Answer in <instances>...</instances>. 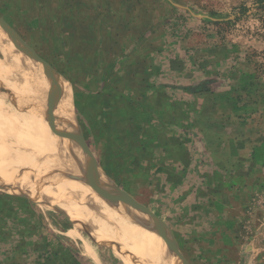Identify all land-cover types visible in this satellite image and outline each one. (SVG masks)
Listing matches in <instances>:
<instances>
[{
    "label": "rangeland",
    "instance_id": "374dc122",
    "mask_svg": "<svg viewBox=\"0 0 264 264\" xmlns=\"http://www.w3.org/2000/svg\"><path fill=\"white\" fill-rule=\"evenodd\" d=\"M0 23L68 89L61 105L54 76L41 65L49 91L33 77L39 61L17 70L0 46V264H128L65 210L58 192L68 194L34 154L42 123L56 157L74 161L67 178L91 174L77 190L93 182L109 226L112 217L161 258L117 235L147 264H264V0H0ZM68 111L69 127L58 115ZM36 164L53 176L44 192ZM123 193L155 210L178 193L199 209L205 241L174 239L175 254Z\"/></svg>",
    "mask_w": 264,
    "mask_h": 264
},
{
    "label": "bare ground",
    "instance_id": "6f19581e",
    "mask_svg": "<svg viewBox=\"0 0 264 264\" xmlns=\"http://www.w3.org/2000/svg\"><path fill=\"white\" fill-rule=\"evenodd\" d=\"M0 46H2L7 59H9L15 65L17 70H21V71L25 72V65L28 66V67L32 66V64L36 61V59L32 56L33 54L32 55L30 54L31 52L25 46V44L23 42H21V44H20L19 39L13 33V31H11L9 28L3 26L1 23H0ZM27 51H29L30 53H28ZM32 61H34V62H32ZM35 64L37 65L38 73L33 75V77L35 78V80L36 79L38 80V83L41 84L40 88L46 89L47 91H49L50 86H51V82H52L51 80H52L53 77L50 74H48V73L47 74L50 77H52V78L47 77V75L44 74V72L42 70V67H41V64L39 62H35ZM30 78H31V76H30ZM54 79H55V81L58 83V85L60 87L61 97H60L59 102L62 103L61 105H66L67 106V104H66L67 101H68L67 100L68 99L67 98V90H68L67 86L65 85V83L61 79H58V77L56 75L54 76ZM60 81H61V83H60ZM53 88H54V86H53ZM0 105H2V101L1 100H0ZM43 105L44 104H42V106ZM16 110H18V109H16ZM8 113H9L10 118H12V116H14V115H11L9 111H8ZM58 115L60 117V120H62V123L65 126L69 127V123H68L69 121H66L67 119H65V118H67V115H68V119H69V111L67 113H60ZM3 118H5V120L9 119L6 116H4ZM29 118L32 120L31 114H29ZM30 119H27V120H30ZM5 123H7V122L5 121ZM37 123H38V121H37ZM34 124H36V123H34ZM42 124L33 126V127H37V128H35V132L33 131L32 138L36 139V140H39V142H40L39 145L34 146V147H36V153H34V154L36 155V158L46 159V160H48L50 162V166L54 169L55 174L58 176V178H59V180L61 182L62 193L63 194H68L69 199L61 196V194H60L61 192H58L59 197L62 198L64 200V202H65V210L66 211H71V212H73V210H74V212L78 213V215H75L74 213H72V216L76 219V221H79L81 223L84 221L90 226V228L92 229L91 230V235L95 238V240L97 242L107 245L103 241V238H102V237L107 236V238L109 239V243H108L109 245L108 246L111 247V249L114 251V254L117 257H121L123 259H126L125 261H127L128 264H147L146 259H148V257H147L146 254L141 252L136 247H135V250H136L135 251L133 249L132 245H129V244L126 245L124 242H121L119 237L121 239H123L124 241H126V242H129V241L134 242L133 241V238H134L136 240L137 244H139L141 247H143L148 252H150L148 246L146 244H144L143 242H141L139 239H137V237H135L125 227H123L119 223H116L115 220L112 217H111V222L112 223L110 225L111 227L109 226L110 223L108 224L107 215H106L107 210H105L107 208L105 207V205H104V203H103V201L101 199L100 192H99L100 188H98L93 182L89 185L90 187H92L89 191L84 190V191H80L79 192V190H77V188L75 187V185H74L75 184V180L78 177H80V178L83 177L84 178V175L86 173L91 178V180H93L92 176L88 172V170L84 168L82 173L81 174L77 173V176L74 177V179L67 178L68 175L72 176L69 173L68 168H69L70 165L71 166L74 165V161L71 158V156L69 154H67V151H66V155L63 154V152H61V154H63L62 157H61L62 159H59V155H57V157H56V154L58 152V148H57V144H58L57 141L58 140L56 139L55 136H53L51 134L49 127L47 125H43L44 126L43 127ZM33 130H34V128H33ZM9 139L15 145H17V143L15 142V139L11 138L10 135H9ZM20 145L22 146V144H20ZM26 149H27V147L25 145V147H23V150H24V152L26 154H29L31 149L28 148L27 151H26ZM70 152H72V151H70ZM34 154H33V156H34ZM59 154H60V150H59ZM30 155H31V153H30ZM73 156H74V153H73ZM52 158H54L53 161L51 160ZM78 162H80V161H78ZM33 168H34L35 175H36V177H34V179L36 180L37 183L41 184L40 190L42 192H44V188L45 187L50 189V187L52 185V182H53V176L51 174H49V172H47L42 165H37L36 164ZM51 192L54 193L53 191H51ZM77 194H78V196L80 195L79 197L82 198L83 203H84L83 205H81V204L77 203V201H75L74 196H76ZM69 200L71 201V203H70ZM60 203L63 205V201L60 200ZM85 204L96 205L99 208V210L102 212V216H100L99 219H101L103 221L98 220V219H95V220L92 219L91 217H94L93 215L97 214V213L92 211V210H89L85 206ZM77 216H84L86 218L77 217ZM87 217H90V218H87ZM137 252L142 257L139 256ZM150 254L152 255V258H154L158 262H161V258L157 254H154V253L152 254L151 252H150ZM157 261H156V263H158ZM164 264H170V263L167 262V263H164Z\"/></svg>",
    "mask_w": 264,
    "mask_h": 264
},
{
    "label": "crops",
    "instance_id": "0c3cea01",
    "mask_svg": "<svg viewBox=\"0 0 264 264\" xmlns=\"http://www.w3.org/2000/svg\"><path fill=\"white\" fill-rule=\"evenodd\" d=\"M172 195L173 202H177L178 204H175L174 207L168 204L167 208L161 207L157 208V210L150 208L143 203H140L133 196V200L140 204L146 210V212H141L139 209L135 210H137L139 213L144 214V216H147L152 220L153 226H150L151 231H155L157 235L161 237V239H168L175 245L176 243L174 242V239H176L177 243L181 244V247H183V249L184 246L186 247L185 249H187L191 244H196V241L201 240V242H204L205 239H199L197 237L200 235V232L198 231V218L200 217L197 214L199 213V209H196L184 198L182 201L180 198V200L177 201L178 193H175V195L174 193H172ZM161 211L163 212V214L160 213ZM194 239L197 240L194 241Z\"/></svg>",
    "mask_w": 264,
    "mask_h": 264
},
{
    "label": "water",
    "instance_id": "95a60500",
    "mask_svg": "<svg viewBox=\"0 0 264 264\" xmlns=\"http://www.w3.org/2000/svg\"><path fill=\"white\" fill-rule=\"evenodd\" d=\"M6 25H8L6 22H5ZM25 44V43H24ZM26 45V44H25ZM27 46V45H26ZM28 48V46H27ZM29 49V48H28ZM30 50V49H29ZM31 51V50H30ZM32 52V51H31ZM33 54V53H32ZM34 55V54H33ZM35 58H36V61H39L41 63V65L44 67V69L47 71L48 74H50L51 76H55V75H59L50 65H48L47 63H45L43 60H41L40 58H38L36 55H34ZM78 137V136H77ZM78 139V142L81 144L80 142V139L79 137L77 138ZM82 146V144H81ZM83 148V146H82ZM84 149V148H83ZM85 151V150H84ZM92 161V160H91ZM93 163V161H92ZM94 164V163H93ZM119 197L125 201L126 203H128L133 209H139L141 212H146V210L140 205L138 204L137 202H135L133 200V198L128 195V194H125L123 193V197H121L119 195ZM164 241L166 242V244L168 245V247L175 253V254H179L178 252V249L176 247V245L169 241L168 239H164Z\"/></svg>",
    "mask_w": 264,
    "mask_h": 264
}]
</instances>
